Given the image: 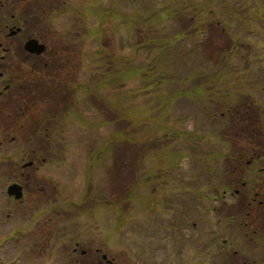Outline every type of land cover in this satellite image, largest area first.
<instances>
[{"label": "rangeland", "instance_id": "rangeland-1", "mask_svg": "<svg viewBox=\"0 0 264 264\" xmlns=\"http://www.w3.org/2000/svg\"><path fill=\"white\" fill-rule=\"evenodd\" d=\"M2 1L19 5L10 12L38 16L51 31L60 78L52 138L27 145L41 151L34 165L0 159V240L25 235L2 241L6 263L23 251L16 264H46L58 242L49 264H92L96 249L114 264H264V208L251 213L233 195L242 191L241 170L264 168V160L247 166L264 156V0H182L191 9L182 14L171 0L177 16L157 29L142 24L145 34L126 33L115 25V35L106 20L101 43L86 35L81 16L82 4L92 0ZM155 2L164 0L143 6ZM136 3L103 0L102 9L117 6L131 15ZM87 19L90 29L98 27ZM184 30L187 36L157 51L170 68L152 91L136 93L152 82L133 79L76 98L91 76L85 66L100 49L107 63L123 58L149 66L148 52L134 55L135 45L143 38L149 50L154 39ZM200 83L205 96L168 100ZM12 122L0 123V157L26 145L27 130L19 142L3 138L13 136L4 134ZM14 181L27 186L19 202L6 193Z\"/></svg>", "mask_w": 264, "mask_h": 264}, {"label": "flooded vegetation", "instance_id": "flooded-vegetation-1", "mask_svg": "<svg viewBox=\"0 0 264 264\" xmlns=\"http://www.w3.org/2000/svg\"><path fill=\"white\" fill-rule=\"evenodd\" d=\"M18 6L16 3L0 1V123L7 117L13 119L14 129L11 132L12 126L5 124L7 128L4 134L13 135L12 137L3 135V138H9L7 143L19 142V139L23 138L25 130L29 135L22 141L26 145L21 151L3 155L0 159L2 161H26L29 159L31 161L29 164L33 166L36 156H39L41 151L39 153L27 145H32L34 141L38 140L39 144H42L44 136L49 139V135L52 134L49 132L51 129L54 130V123L57 121L58 89L60 88L58 49L53 41L51 31L38 16L22 17L20 14L10 12V10H17ZM28 44H30L29 47ZM85 98H88V95ZM33 113L36 114L35 118ZM27 124L29 125L26 129ZM0 142L3 143V140ZM262 155H257L256 160L254 158L248 161L247 166L250 167L253 161L264 160ZM26 167L27 164L22 168L26 169ZM22 168L19 172L23 177L25 173ZM237 176L238 180L243 179L241 182L242 191L236 189L233 195L242 196V204L248 210L251 209V213L256 207L264 208V168L243 169ZM13 184L20 186L21 199H16V194L10 195L9 188ZM26 187L17 181L12 182L6 191L8 200H12L11 202L22 201L25 197ZM226 192L227 190L224 192L225 196ZM196 196H200V193L197 195V191ZM262 219L261 226L264 228V214ZM195 226L194 224L193 227L195 228ZM23 235L24 233L12 232L0 240V245L2 241L6 240L17 241ZM18 236H20L19 239ZM187 238L190 236L186 235ZM57 244L58 242L56 245L53 243L51 251L47 254L46 262L48 264L57 258V254L53 251V247ZM259 244V247L263 246L264 248V238L260 240ZM77 251L74 249L73 253H77ZM95 253L93 258L89 257L92 264H114L106 254H102L101 250L96 249ZM81 255L84 257L87 255V251H81ZM4 256V254L0 255V264H16L24 254L23 251L19 252L9 260V263H6L7 259H3Z\"/></svg>", "mask_w": 264, "mask_h": 264}, {"label": "trees", "instance_id": "trees-1", "mask_svg": "<svg viewBox=\"0 0 264 264\" xmlns=\"http://www.w3.org/2000/svg\"><path fill=\"white\" fill-rule=\"evenodd\" d=\"M102 1L103 0H94V1L92 0L88 6L82 4V12H81L82 13L81 16L84 19V25L87 30L86 35L89 37L96 36L99 43H101L104 35L103 34L104 30L102 25H104L106 20H110L107 31L112 30L115 35L119 33L115 25L120 26L125 30H127L126 33H132V32L135 33L136 30L140 29V31L138 32H140L141 34H145L143 27H139V25L141 26L142 24H144L145 26H147L145 27L146 30V28H149L152 25L153 26L159 25L165 19L174 18L175 16H177L176 10L168 8L167 6L171 0H164V2L162 3L155 2L154 5L150 7L143 6L146 5L147 0H137V3L133 7L134 10L131 13V15L130 14L128 15L127 12L125 14L121 13L120 11H118L117 6H115L111 10L104 11L102 9ZM175 5L178 6L179 8L178 12L180 14H182L185 11L191 10V9L182 8L185 5V3L182 0H180L179 2L178 0H176ZM158 8L161 9L164 8V10L162 9V11L157 12ZM88 17L97 20L98 27L96 29H90L88 27V19H87ZM158 27L159 26H157L156 29ZM185 36L187 35H186V31L184 30L174 36L154 39L153 40L154 49L151 48L149 50L148 48L146 49V47H144V42H143L144 40L142 38V41L135 45L134 55L136 56L140 55L143 51L148 52L147 53L148 58L151 60V63L149 62L150 67L144 64H139L137 66H134V63L131 60L129 59L125 60L123 58H121L122 60L117 58L114 60V62L107 63L106 61L107 58L105 59V57L102 54L103 50L100 49L97 52L95 59L93 58L92 61H90L85 66L86 70L88 71V74L90 73L92 77L89 75L88 78L89 81L80 84L79 87L76 88L77 89L76 98L86 97L87 95L89 96V94L91 93L95 94V89L98 92H101L104 88H111V86H117L120 81L126 83L133 79L137 81L143 79L144 81H146V83L148 81L152 82L151 84L147 83L148 87H144L136 90V93L137 92L139 93L140 91L146 89H147L146 91H150L149 88H151L152 91V88L155 87V85H159L162 83V80H165V76L169 73V68H170L169 65L167 64V61L160 60V57H162L161 54L158 55L157 57V51L160 48H162V45L166 46L167 48L171 47L174 44V42L183 39V37ZM148 67L152 69L151 77H148L147 75L149 71ZM105 68L109 69L107 74H104ZM145 78L147 79L145 80ZM204 85L205 84L200 83L199 85L195 86L192 90H189L187 92H183V93L177 92L174 95H170L168 97V100L173 103L175 101V98L177 97L180 98L182 94L190 95V96H194V95L205 96L207 91L205 90ZM131 93L134 92L132 91ZM133 111L135 112V109H133ZM140 111L142 113H146L145 109H140L139 112ZM149 113L150 112L146 114L149 115ZM223 115L224 113H222V116ZM172 155L173 154L170 155V153L168 154V156H172ZM175 155L178 154L175 153L174 156ZM214 155L215 154L213 153L206 156V160L209 161Z\"/></svg>", "mask_w": 264, "mask_h": 264}, {"label": "water", "instance_id": "water-1", "mask_svg": "<svg viewBox=\"0 0 264 264\" xmlns=\"http://www.w3.org/2000/svg\"><path fill=\"white\" fill-rule=\"evenodd\" d=\"M29 46H30V44H28V47ZM9 193H10V195L16 194V199H21V194H22L21 188L17 184H13L10 186Z\"/></svg>", "mask_w": 264, "mask_h": 264}]
</instances>
